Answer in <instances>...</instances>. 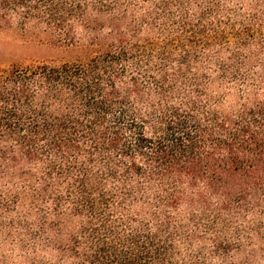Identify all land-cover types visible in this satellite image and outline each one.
I'll use <instances>...</instances> for the list:
<instances>
[{
  "label": "trees",
  "instance_id": "obj_1",
  "mask_svg": "<svg viewBox=\"0 0 264 264\" xmlns=\"http://www.w3.org/2000/svg\"><path fill=\"white\" fill-rule=\"evenodd\" d=\"M220 4L0 0V22L81 50L0 81V215L37 212L69 264H210L263 238L264 0Z\"/></svg>",
  "mask_w": 264,
  "mask_h": 264
},
{
  "label": "rangeland",
  "instance_id": "obj_2",
  "mask_svg": "<svg viewBox=\"0 0 264 264\" xmlns=\"http://www.w3.org/2000/svg\"><path fill=\"white\" fill-rule=\"evenodd\" d=\"M253 1L220 0L219 7L223 15L230 12L231 15L245 16L249 14V6ZM104 30L107 31L108 28ZM76 34L83 40H89L91 36L100 33L97 27L89 29L78 25ZM74 50L59 42L44 27H36L33 23L25 25L21 20L5 18L0 22V81L8 72L31 63L51 61L58 64L75 59L81 50ZM11 189V185L0 187L5 193H9ZM39 206L42 208L43 204ZM42 226L47 227L37 212L22 215L2 213L0 264H69L60 250L61 233L56 235ZM210 264H264V237L255 236L250 239V235L246 234L240 246L232 247L223 259L212 257Z\"/></svg>",
  "mask_w": 264,
  "mask_h": 264
}]
</instances>
